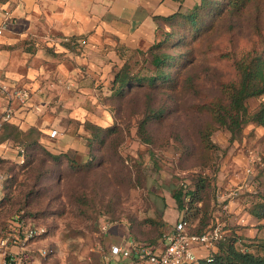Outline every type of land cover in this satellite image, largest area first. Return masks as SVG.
Masks as SVG:
<instances>
[{
	"label": "rangeland",
	"instance_id": "rangeland-1",
	"mask_svg": "<svg viewBox=\"0 0 264 264\" xmlns=\"http://www.w3.org/2000/svg\"><path fill=\"white\" fill-rule=\"evenodd\" d=\"M197 1L183 0L181 10ZM162 28L170 30L161 25L158 35ZM58 40L38 43L55 47ZM81 44L85 48L87 41ZM112 46L107 67L90 84L44 83L43 89L41 84L38 89L31 82L22 84L32 99L37 94L41 105L27 123L38 129L33 136L42 145L21 144L27 139L18 130H8L12 139L0 137V231L24 210L47 228L36 241L47 250L41 262L105 264L114 241L134 237L159 242L182 214L174 190L201 174L210 184L198 214L188 215L191 230L219 224L225 234L241 236L243 244L264 239V224L250 214L264 189V127L250 122L233 134L218 127L203 107L222 98L223 83L236 77L235 57L251 49L264 53V0H250L240 11L228 6L209 18L200 33H188L179 47H171L168 53L187 60L171 69L176 80L171 84L133 85L117 94L112 80L135 48ZM17 60L22 72V59ZM140 65L136 62L133 70ZM152 73L148 63L141 74ZM263 99L264 95L250 98L249 110ZM15 105L24 106L16 101ZM152 111L158 115L148 125L152 141L145 142L138 127ZM88 121L113 131H106L103 142L90 143ZM206 132L210 146L202 139ZM247 167L252 168L248 173ZM238 187L230 196L231 188Z\"/></svg>",
	"mask_w": 264,
	"mask_h": 264
},
{
	"label": "crops",
	"instance_id": "crops-1",
	"mask_svg": "<svg viewBox=\"0 0 264 264\" xmlns=\"http://www.w3.org/2000/svg\"><path fill=\"white\" fill-rule=\"evenodd\" d=\"M181 5L179 0H0V23L6 11L10 19L0 34V78L22 87L31 82L37 85L35 89L44 83L73 87L90 84L107 67L113 43L116 47H148L155 39L158 20L154 16L170 14ZM51 37L59 38L55 47L39 45L40 39ZM70 38L72 45L65 44ZM82 39L87 44L81 49ZM19 58L25 67L22 72L17 70ZM33 95L30 106L26 110L24 106L16 108L12 120L23 129L33 126L27 121L41 110L37 94ZM1 98L0 114L6 104L5 97L3 101ZM198 253L208 254L204 248ZM118 264L149 263L121 258Z\"/></svg>",
	"mask_w": 264,
	"mask_h": 264
},
{
	"label": "trees",
	"instance_id": "trees-1",
	"mask_svg": "<svg viewBox=\"0 0 264 264\" xmlns=\"http://www.w3.org/2000/svg\"><path fill=\"white\" fill-rule=\"evenodd\" d=\"M179 1L182 2L183 0ZM249 1L198 0L187 11L179 8L167 15H155L154 17L158 22L154 41L147 48H135L129 56L125 57L123 64L112 80L114 91L119 94L125 93V90L133 87V85L154 88L163 86L166 82L170 84L176 82L171 69L185 64L187 60H181L177 55L170 54L167 51L171 47H179L188 33H200L209 18L217 16L228 6L234 11H240ZM161 25L170 27V30L166 31L162 28L161 33L158 35ZM72 41L73 38H70L64 43L72 45ZM136 62H141V65L138 70H133ZM148 63L153 67V73L150 75L141 74ZM233 65L236 77L223 83V97L210 101V103L204 104L203 107L211 113L213 122L218 127L226 128L233 134L242 131L250 122L264 127V99L254 111H250L248 107L250 98L264 95V53L251 49L241 56L235 57ZM156 115L158 114L152 111L139 124L138 133L145 142L152 141L148 125L152 117ZM160 115L157 117H160ZM12 120L4 123L0 131L1 139H12L11 133L8 131L12 129L25 134L27 140L20 142L21 144L27 147L42 145V142L33 136L36 131L38 132L35 126L25 130L18 124L13 123ZM86 126L93 138L90 143L94 141L103 142L106 131H113L110 127H103L89 121L86 122ZM202 139L206 146L211 145L210 134L203 133ZM50 155L53 158L57 157ZM209 184L207 176L198 174L191 178V182L182 183L179 188L174 190L173 198L176 207L179 211H182L184 216L188 218L190 214L195 216L198 214L200 211L199 203L203 201V191ZM22 211L30 215L26 211ZM250 214L257 219L260 225L264 224V189L258 195V200L252 205ZM201 222H204V220H201ZM211 227H204L195 232H204ZM150 242L156 243L154 240H150ZM189 264H264V239L251 240V242L243 244L241 236L235 232H230L225 234V237L218 241L207 255H199L196 262Z\"/></svg>",
	"mask_w": 264,
	"mask_h": 264
},
{
	"label": "built area",
	"instance_id": "built-area-1",
	"mask_svg": "<svg viewBox=\"0 0 264 264\" xmlns=\"http://www.w3.org/2000/svg\"><path fill=\"white\" fill-rule=\"evenodd\" d=\"M9 25L10 19L6 11L5 18L0 23V34ZM0 94L6 97L5 109L0 114L1 131L4 123L15 116V101L30 106L32 96L28 88L12 85L3 79H0ZM251 170V167L246 168L247 173ZM239 189L240 187L236 190L231 188L229 195L236 194ZM46 233L47 228L37 225L30 215L23 211L15 214L0 231V264H45L39 257L46 256L47 250L37 247L36 241ZM224 237L225 233L219 224L204 232L192 231L189 218L181 214L172 228L164 232L159 242H142L129 237L124 242L110 245L105 254V264H118L121 258H132L149 264L194 263L199 258V249H211Z\"/></svg>",
	"mask_w": 264,
	"mask_h": 264
}]
</instances>
